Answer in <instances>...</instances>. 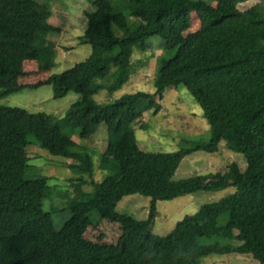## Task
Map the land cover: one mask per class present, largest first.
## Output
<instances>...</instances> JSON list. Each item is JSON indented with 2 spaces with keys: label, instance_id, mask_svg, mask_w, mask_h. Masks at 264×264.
I'll return each instance as SVG.
<instances>
[{
  "label": "trees",
  "instance_id": "16d2710c",
  "mask_svg": "<svg viewBox=\"0 0 264 264\" xmlns=\"http://www.w3.org/2000/svg\"><path fill=\"white\" fill-rule=\"evenodd\" d=\"M80 44L92 47L85 61L36 86H53L54 98L80 94L64 117L0 106V264H202L210 256H251L264 264V0L241 10L250 0H88ZM201 30L185 37L192 14ZM53 11L36 0H0V98L24 86L23 64L36 61L48 72L57 64L51 36L60 29L50 23ZM170 31L159 58L155 93L137 92L99 103L101 91L114 93L132 75L135 51ZM112 83L104 81L112 72ZM184 85L200 103L211 126L208 142H193L176 153L144 151L136 136V121L161 111L159 99L168 89ZM108 129V147L97 169L112 181L107 190L95 181L96 166L88 148L72 137L89 138L101 124ZM53 156L71 160L78 185L92 192L71 200L70 218L57 228L44 210L48 178L30 179L27 149L30 137ZM245 156L247 168L233 164L231 174L218 172L176 179L172 171L157 172V159L216 153L220 144ZM236 192L186 216L166 236L152 226L157 202L200 191ZM152 198L150 216L138 220L117 211L131 195ZM102 219L122 226L118 242L85 246L90 226Z\"/></svg>",
  "mask_w": 264,
  "mask_h": 264
},
{
  "label": "rangeland",
  "instance_id": "374dc122",
  "mask_svg": "<svg viewBox=\"0 0 264 264\" xmlns=\"http://www.w3.org/2000/svg\"><path fill=\"white\" fill-rule=\"evenodd\" d=\"M41 4H47L53 11L50 23L60 29V33L51 36L56 44L57 64L48 72L41 70L36 61H28L23 64L24 75L19 80L24 86L18 93L0 98V106L19 107L32 113L45 112L64 117L67 110L79 98L80 94L71 92L66 97L55 99L52 85L43 84L36 86L48 79L53 74H60L77 63L85 61L92 54V47L80 44L79 38L87 29V14L95 10L88 0H36ZM258 0H250L240 6L241 10L248 9ZM202 28V21L197 13L192 14L191 24L184 36L188 37L198 33ZM172 38L170 31L154 37L150 46L143 51H135L132 59V75L127 84L120 90L109 93L101 91L94 99L99 103L115 101L126 94L137 92L155 93V78L158 73V61L165 54L162 44ZM111 74L102 81L112 83L114 77ZM161 111L157 114L147 113L136 121V136L140 147L152 153H176L193 142H208L211 139V126L204 117V111L200 103L191 95L184 85L177 89H168L163 99H159ZM108 129L105 123H101L95 132L87 139H81L77 132L72 139L88 148L96 169L100 163L102 154L108 147ZM28 155L31 169L27 176L30 179L39 177L48 178L49 196L44 201V210L50 212L55 220L57 228H61L70 218L68 206L77 194L92 192L91 179L87 185L80 186L75 181L74 175L68 164L72 161L63 157L53 156L36 144L35 137H30ZM233 164L239 169L247 168L244 155L230 150L225 142L220 144L219 151L209 153L198 151L188 156H166L157 159L156 171H172L176 179L189 178L196 175H208L223 172L231 174ZM95 181L104 183L107 190L113 187L112 181L106 178L103 171L97 169ZM236 192L235 187L218 192L200 191L195 194L182 196L169 201H158L157 217L152 226V232L156 235L166 236L170 234L186 216L194 215L207 204L215 203ZM152 198L139 194L127 196L118 204L117 211L121 214L133 216L138 220H147L150 216ZM123 231L117 221L102 219L97 225L90 226L83 238L85 246H110L118 242ZM36 264V263H33ZM202 264H257L251 256L226 255L210 256L204 259Z\"/></svg>",
  "mask_w": 264,
  "mask_h": 264
}]
</instances>
